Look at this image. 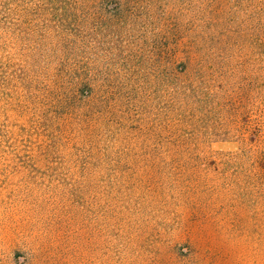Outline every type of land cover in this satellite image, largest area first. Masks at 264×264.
I'll return each mask as SVG.
<instances>
[{
  "label": "rangeland",
  "instance_id": "374dc122",
  "mask_svg": "<svg viewBox=\"0 0 264 264\" xmlns=\"http://www.w3.org/2000/svg\"><path fill=\"white\" fill-rule=\"evenodd\" d=\"M0 264H264V0H0Z\"/></svg>",
  "mask_w": 264,
  "mask_h": 264
}]
</instances>
